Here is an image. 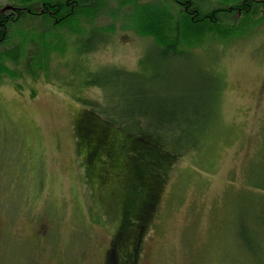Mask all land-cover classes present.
Listing matches in <instances>:
<instances>
[{"label": "rangeland", "instance_id": "rangeland-1", "mask_svg": "<svg viewBox=\"0 0 264 264\" xmlns=\"http://www.w3.org/2000/svg\"><path fill=\"white\" fill-rule=\"evenodd\" d=\"M248 28L194 49L223 83L217 119L205 147L176 158L160 178L150 177L159 169L129 163L132 144L121 132L116 154L105 146L94 159L108 151L106 163L88 176L76 131L85 109L76 99L100 101L102 91L85 87L75 97L63 80L87 62L140 70L144 55L157 54L152 38L117 31L88 57L71 45L64 54L44 48L37 77L23 61H6L15 76H0V264H105L126 204L137 207L149 190L158 202L137 264H264V192L255 187L264 173V21ZM41 32L39 22L12 28L18 41ZM167 68L155 70L193 76L188 61Z\"/></svg>", "mask_w": 264, "mask_h": 264}, {"label": "trees", "instance_id": "trees-1", "mask_svg": "<svg viewBox=\"0 0 264 264\" xmlns=\"http://www.w3.org/2000/svg\"><path fill=\"white\" fill-rule=\"evenodd\" d=\"M11 1L0 7V76H15L6 61L15 65L23 61L28 73L37 77L45 68L44 48L64 54L71 45L79 56L88 57L117 31H133L154 40L157 54L144 55L140 70L87 62L80 71L72 68L70 77L63 78L75 97L85 87L102 91L100 101L76 99L85 109L76 131L86 151L88 176L106 163L108 151L99 164L94 159L105 146L110 145L116 154L114 132L130 138L133 159L129 163L133 165L136 159L143 168L159 169L150 177L165 176L176 158L201 151L217 119L223 83L198 62L194 49L212 36L228 39L244 34L252 23L264 21V0H217L220 6L210 8L208 2L215 0ZM22 22H39L43 32L37 39L27 41L22 35L18 41L12 28ZM32 42L35 49L27 47ZM176 61H188L193 76L186 78L174 70L163 77L155 70L168 69ZM157 79L159 89L154 92ZM255 187L264 192V173L259 174ZM148 194L137 207L126 204L105 264H137L158 202L155 192L149 190Z\"/></svg>", "mask_w": 264, "mask_h": 264}, {"label": "flooded vegetation", "instance_id": "flooded-vegetation-1", "mask_svg": "<svg viewBox=\"0 0 264 264\" xmlns=\"http://www.w3.org/2000/svg\"><path fill=\"white\" fill-rule=\"evenodd\" d=\"M108 250H109V249H108ZM108 250L106 251V255H107ZM106 255H105V258H106Z\"/></svg>", "mask_w": 264, "mask_h": 264}]
</instances>
